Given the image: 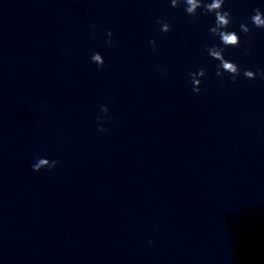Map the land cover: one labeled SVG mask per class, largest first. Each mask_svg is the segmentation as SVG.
Listing matches in <instances>:
<instances>
[{
  "label": "water",
  "instance_id": "obj_1",
  "mask_svg": "<svg viewBox=\"0 0 264 264\" xmlns=\"http://www.w3.org/2000/svg\"><path fill=\"white\" fill-rule=\"evenodd\" d=\"M170 4L0 0V264H264V0L223 5L235 83Z\"/></svg>",
  "mask_w": 264,
  "mask_h": 264
},
{
  "label": "clouds",
  "instance_id": "obj_2",
  "mask_svg": "<svg viewBox=\"0 0 264 264\" xmlns=\"http://www.w3.org/2000/svg\"><path fill=\"white\" fill-rule=\"evenodd\" d=\"M225 0H171L170 6L175 9L180 4H183L184 12L187 16L196 18L200 16H214V26L209 28V34L213 37L218 38L220 46L213 45L206 48V52L210 59L217 61V70L215 75L217 77H222L224 73H227L231 77V81L235 83L237 77L241 74L238 65L231 62L224 57V50L226 48H237L240 45V37L235 31H228L231 21V13L225 10L223 5ZM250 22L252 26L256 29L264 30V12H261L259 8L253 9V14L250 17ZM161 25L160 31L162 33H169L171 31V26L164 21H157ZM239 31L244 36H248L250 28L246 24H240ZM107 43L111 45L112 32H107ZM150 45L155 48V40L149 41ZM91 63L95 64L97 68H102L104 65V60L99 53H93L91 58ZM190 82L192 84V92L194 94H199L200 92V80L205 76L204 69H200L195 73L189 72ZM245 79L254 80L259 76L261 80H264V72H253L251 70H245L243 72ZM101 112L107 114L108 108L106 106H101ZM105 129L103 127L98 128V131L103 132ZM58 161H49L45 158H38L37 161L32 165L33 172H39L41 169L47 168L49 170L56 167ZM149 243H152L149 241Z\"/></svg>",
  "mask_w": 264,
  "mask_h": 264
}]
</instances>
